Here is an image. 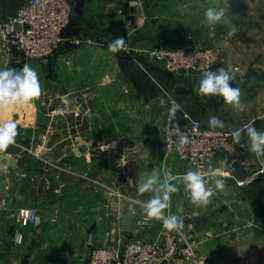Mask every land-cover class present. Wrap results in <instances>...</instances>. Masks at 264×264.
Instances as JSON below:
<instances>
[{
    "label": "crops",
    "instance_id": "1",
    "mask_svg": "<svg viewBox=\"0 0 264 264\" xmlns=\"http://www.w3.org/2000/svg\"><path fill=\"white\" fill-rule=\"evenodd\" d=\"M25 2L0 0V18L12 15ZM183 3L79 0L68 32L96 44H65L53 56L32 61L15 50H0V69H20L27 63L37 71L42 85L34 103L0 112V122L16 121L19 132L16 144L3 153L19 167L0 168V264H87L91 250L103 245L111 231H122L125 239L137 235L159 240L162 222L152 220L148 227H141L142 205L150 194L138 196L127 182L130 178L139 182L153 168L182 175L189 166L163 147L162 128L155 125L160 119L163 122L165 111L157 117L149 107L152 100L163 98L165 108L175 100L184 113L206 126L210 116L230 125L228 129L248 124L239 122L245 110L233 109L220 97L194 93L202 73L173 76L148 56L155 43L176 45L190 32L226 53L230 50L232 56V49L246 48L245 42L230 40L226 26L209 30L205 17L192 24L190 9ZM121 36L125 49L110 53L108 42ZM239 82L236 78L231 83L239 88ZM67 97L92 115L67 104ZM62 107L69 112L59 113ZM242 143H249L247 136ZM38 157L62 169L43 170ZM235 158L244 166L237 172L242 185L227 181L225 190L200 209L190 203L181 185L166 210L184 218L183 230L199 242L201 264H264V165L240 145ZM67 169L85 173L108 189L96 190ZM131 206V227L123 231V216ZM22 207L36 209L43 223L22 226L18 217ZM193 211L199 215L193 217ZM16 230L23 235L21 244L14 242Z\"/></svg>",
    "mask_w": 264,
    "mask_h": 264
},
{
    "label": "built area",
    "instance_id": "2",
    "mask_svg": "<svg viewBox=\"0 0 264 264\" xmlns=\"http://www.w3.org/2000/svg\"><path fill=\"white\" fill-rule=\"evenodd\" d=\"M77 1L26 0L15 13L0 18V50L7 53L15 50L24 60L32 61L54 55L67 43L74 46L96 44V41L90 38L67 33ZM147 54L173 76L202 73L223 67L230 69L236 79L241 72L240 66L229 61L219 46L200 41L192 34H187L182 42L176 45L155 43L147 50ZM171 100L168 107L171 106ZM58 112L67 114L69 110L62 107ZM163 114V147L168 153H175L194 170L207 172L209 168L213 169L218 178L224 180L225 185L229 180L238 185L244 183L232 166L237 160L235 156L238 152V144L233 143L229 134L234 129H212L184 112H178L176 121L169 122L167 111ZM181 119L186 120V123L182 125ZM177 123L180 130L189 135L191 141L179 152L175 143ZM218 149H221L226 157L218 154ZM40 159L46 171L62 169L54 162ZM220 159L223 160L222 164L218 163ZM65 171L89 181L96 190L108 189L105 184L92 180L85 173L78 174L68 169ZM18 217L22 226H40L43 223L39 212L29 207H22ZM151 221L144 216L141 227H148ZM22 241V233L16 230L14 242L21 244ZM198 245V240L185 230L181 233L167 232L161 227L160 239L155 242L137 235L125 239L122 231H111L106 233L103 245L91 250L87 264H201Z\"/></svg>",
    "mask_w": 264,
    "mask_h": 264
},
{
    "label": "clouds",
    "instance_id": "3",
    "mask_svg": "<svg viewBox=\"0 0 264 264\" xmlns=\"http://www.w3.org/2000/svg\"><path fill=\"white\" fill-rule=\"evenodd\" d=\"M204 16L210 30L214 31L216 25L224 23L226 9L209 6L205 9ZM229 35H232V33L230 32ZM125 47L126 41L121 36L109 41L107 49L110 53L118 54ZM234 79L235 76L230 69L221 67L215 71L206 70L202 72L201 79L195 85L193 91L201 97H220L226 105L242 112L245 106L241 103V89L232 86L231 82ZM41 93L42 85L38 73L29 64H24L20 69H0V112L17 104L28 105L34 103ZM153 103L156 104L157 108H163L166 101L163 98H158ZM166 111L168 121L173 122L177 119V113L183 112V108L181 104L171 100V106ZM208 124L212 129L231 127L216 116H210ZM229 134L234 144L240 145L241 148L247 147L264 165V131H258L254 127V122L236 128ZM18 135L16 121L0 122V153H5L10 146L15 145ZM175 135L176 150L178 152L183 151L191 142L189 135L180 130L178 123L175 126ZM243 136H247L248 144L242 143ZM208 178H211V180ZM127 183L136 188L138 196H143L146 193L150 194V198L144 201L142 205L146 219L160 221L164 230L177 233H181L185 227L184 218L166 210L170 209L172 195L181 190V185L190 203L196 209L207 207L211 198L217 192L225 190L226 187L224 180L218 178V174L211 168L207 172L189 168L182 175H174L168 170L153 168L139 182H134L130 178ZM191 215L193 217L198 216L199 212L193 211Z\"/></svg>",
    "mask_w": 264,
    "mask_h": 264
},
{
    "label": "rangeland",
    "instance_id": "4",
    "mask_svg": "<svg viewBox=\"0 0 264 264\" xmlns=\"http://www.w3.org/2000/svg\"><path fill=\"white\" fill-rule=\"evenodd\" d=\"M183 2L184 6H188L190 9L189 20L192 24H195V21H197L199 17H205L202 13H204L207 7H223L226 9L225 21L222 24L216 25L215 28L226 26L228 36H230V40H233L234 42L239 39L237 33L240 31L245 32L250 38H252L253 42H245L246 48L243 50L232 49L231 51L233 52V56L230 55V50L227 53L224 50L223 53L228 57L229 61L240 66L241 69V72L237 75V79L240 81L239 88L241 89V103L245 106V112L243 113L244 115L242 114L239 122L241 124L254 122V125L263 128L264 0H183ZM205 24L210 30L206 23V19ZM230 32L232 35H229ZM188 34H192L195 37V35L191 32ZM65 102L67 103V101ZM162 125L163 122L160 119L159 123L155 125V127L162 128ZM40 158L38 157V159H36L41 163ZM33 167L38 171L39 167L37 164H34ZM239 195L240 194L238 193V197H240Z\"/></svg>",
    "mask_w": 264,
    "mask_h": 264
},
{
    "label": "water",
    "instance_id": "5",
    "mask_svg": "<svg viewBox=\"0 0 264 264\" xmlns=\"http://www.w3.org/2000/svg\"><path fill=\"white\" fill-rule=\"evenodd\" d=\"M214 37H216L214 34L211 35V39L213 40ZM238 38L240 41L242 42H253L252 38H250L245 32H240L238 34ZM67 102L75 107H78L79 110L83 113H86L87 116H91L92 113L90 111H87L86 108L80 104H78V102H76L75 100L67 97L66 98ZM157 99H154L152 100L150 103H149V107L152 111H154L157 115V117H159L162 112L166 111V108L165 106L163 108H157L156 104L153 103V101H155ZM47 144L48 142L45 143V149H44V153H46V148H47ZM80 145H82V143H80ZM217 153L222 155L223 157H226V154L221 150V149H218L217 150ZM6 166H10L12 168H18L19 165L17 163V161L13 158H8L5 154L3 153H0V168H4ZM233 168L236 170V172H240L241 169H243L244 166H242L240 164V161L239 160H235L232 164ZM131 209H132V206L130 207V209L124 214L123 216V220H122V230L123 231H129L130 230V215H131ZM11 237L8 238V241H11L10 240Z\"/></svg>",
    "mask_w": 264,
    "mask_h": 264
},
{
    "label": "trees",
    "instance_id": "6",
    "mask_svg": "<svg viewBox=\"0 0 264 264\" xmlns=\"http://www.w3.org/2000/svg\"><path fill=\"white\" fill-rule=\"evenodd\" d=\"M69 26H70V25H69ZM69 26H68V28H67V33H69V32H68ZM69 34H70V33H69Z\"/></svg>",
    "mask_w": 264,
    "mask_h": 264
}]
</instances>
